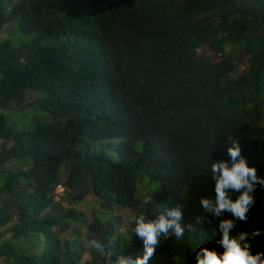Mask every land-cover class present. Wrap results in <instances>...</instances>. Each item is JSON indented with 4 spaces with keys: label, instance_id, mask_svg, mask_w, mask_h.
I'll use <instances>...</instances> for the list:
<instances>
[{
    "label": "trees",
    "instance_id": "1",
    "mask_svg": "<svg viewBox=\"0 0 264 264\" xmlns=\"http://www.w3.org/2000/svg\"><path fill=\"white\" fill-rule=\"evenodd\" d=\"M0 25L9 27L0 37V238L42 241L31 255L2 242L5 264L135 259L143 240L133 218L177 206L194 231L160 237L150 264H195L200 247L220 251L217 222L199 201L215 196L211 165L230 160L228 137L264 175V0H0ZM30 90L40 97L29 101ZM29 107L48 120L7 126V111ZM58 182L70 189L61 202ZM87 192L111 212L133 211L124 233L114 214L85 221L72 204ZM256 195L237 231L264 228V193ZM79 224L93 253L82 263Z\"/></svg>",
    "mask_w": 264,
    "mask_h": 264
},
{
    "label": "clouds",
    "instance_id": "2",
    "mask_svg": "<svg viewBox=\"0 0 264 264\" xmlns=\"http://www.w3.org/2000/svg\"><path fill=\"white\" fill-rule=\"evenodd\" d=\"M228 141L230 160H216L211 165L215 196L202 197L199 201L203 212L211 214L217 222L212 231L218 232L214 244L219 245L221 250L200 247L195 252V264H264V239H261L264 228L254 225L250 230H236L237 224L249 221L257 204V190L264 193V175L258 174L255 166L249 165L241 154L237 139L228 137ZM62 198L57 202H61ZM151 202L145 201L146 204ZM133 219V232L143 240V254L135 259L121 256L112 264H150L155 254L154 246L159 243L160 237L174 235L179 239L186 229L194 231L193 224L182 225L183 216L178 206L169 211L167 217L161 214L155 220H146V216L140 214ZM91 245L97 249L103 246L96 240H92Z\"/></svg>",
    "mask_w": 264,
    "mask_h": 264
},
{
    "label": "rangeland",
    "instance_id": "3",
    "mask_svg": "<svg viewBox=\"0 0 264 264\" xmlns=\"http://www.w3.org/2000/svg\"><path fill=\"white\" fill-rule=\"evenodd\" d=\"M8 26V25H7ZM5 27L0 25V37H5V35H8L7 31L5 32ZM7 37V36H6ZM11 38H13L15 41L18 42L19 36H18V31H13L10 35ZM227 51V48H225ZM201 54L205 56H213L211 52H209L207 49H201L199 51ZM215 58V57H213ZM241 69L238 68L236 69L235 73L240 71ZM234 73V74H235ZM233 76V75H232ZM41 93L36 90H30L26 94V98L29 101H33L37 98H39ZM6 118H7V126L12 127L17 130H23V129H28L32 128L37 120L40 121H46L48 120L49 114L42 111L38 110L36 108H26L24 111H7L6 113ZM13 163H8V166L11 167ZM16 165L14 164V167ZM65 170H63L64 172ZM62 172L63 178L65 177L66 174ZM66 172V171H65ZM140 193H144V190H140ZM73 207L81 211L84 215V219L87 223L92 221V217L98 216L102 221H106L108 219V215L114 214L112 221L113 224L118 227L117 231L118 233H124V231L128 228L129 220L132 216V212L130 209L124 208V209H119V210H114L111 212L109 209L106 207L100 205V200L98 197L94 196L92 193L87 192L86 196L84 197L83 200L78 201L76 203H73ZM76 230L81 231V238L79 243L82 244L81 252H83L82 260L81 263L86 261L89 257L93 256L92 250L90 249V245L88 243L87 239V231L83 227L82 224L76 225ZM65 236L71 235L73 238H75L74 234H70V232L64 233ZM42 236V235H41ZM41 239L36 238V237H22L19 239H12L10 234L7 232L6 234L3 235L2 238H0V244L4 241H10L13 242L12 244L19 249L20 253H26L28 255H31L33 253H39L41 251V245L42 241L39 240ZM6 260L4 258H0V264H5Z\"/></svg>",
    "mask_w": 264,
    "mask_h": 264
},
{
    "label": "built area",
    "instance_id": "4",
    "mask_svg": "<svg viewBox=\"0 0 264 264\" xmlns=\"http://www.w3.org/2000/svg\"><path fill=\"white\" fill-rule=\"evenodd\" d=\"M70 189L63 183L59 182L54 186L53 197L55 201H60L63 196H65Z\"/></svg>",
    "mask_w": 264,
    "mask_h": 264
}]
</instances>
